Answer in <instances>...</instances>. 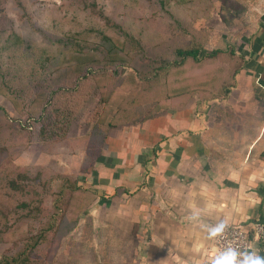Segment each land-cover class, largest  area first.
Instances as JSON below:
<instances>
[{"label":"rangeland","instance_id":"rangeland-1","mask_svg":"<svg viewBox=\"0 0 264 264\" xmlns=\"http://www.w3.org/2000/svg\"><path fill=\"white\" fill-rule=\"evenodd\" d=\"M219 9L218 0H0V264H110L131 245L121 243L130 212L99 185L110 118L127 97L186 85L196 91L184 98L187 118L213 130ZM196 47L197 59L177 54ZM102 87L112 109L98 126Z\"/></svg>","mask_w":264,"mask_h":264},{"label":"crops","instance_id":"crops-1","mask_svg":"<svg viewBox=\"0 0 264 264\" xmlns=\"http://www.w3.org/2000/svg\"><path fill=\"white\" fill-rule=\"evenodd\" d=\"M244 2L235 28L217 11L214 51H233L239 69L228 95L214 97L212 136L187 118L192 105L108 133L99 185L131 217L121 240L131 245L112 264H202L215 239L205 226L264 221V0Z\"/></svg>","mask_w":264,"mask_h":264},{"label":"trees","instance_id":"trees-1","mask_svg":"<svg viewBox=\"0 0 264 264\" xmlns=\"http://www.w3.org/2000/svg\"><path fill=\"white\" fill-rule=\"evenodd\" d=\"M220 2V17L222 18V21L230 28H235L237 26H240L243 21V15L244 12L247 10V6L245 5V0H218ZM118 52L120 51L119 46ZM110 50L113 49V47L109 48ZM234 52L227 53L222 49H219L217 51H214V97H225L228 95L230 87L233 86L236 82V72L239 69V65H237V62L234 60V57L232 56ZM92 56V58L95 56L93 53L88 52ZM118 55V53H116ZM177 54L182 58L186 59L188 57H192L194 59H197L200 54V49L198 47L194 49H178ZM106 63H113L116 62L112 59L107 58V60H99V59H91L87 62H92V64H99L101 62ZM119 62V61H118ZM233 63H235V66H233ZM83 63H80L79 67H82ZM237 65V66H236ZM108 77H112V75H104ZM115 77V75H113ZM146 79V78H144ZM153 80V79H152ZM178 90V89H177ZM102 99L106 101V104L100 108V115L96 119V124L98 126L105 124L107 121V116L110 114V110L112 109L110 106V103H107L109 100L111 94H112V88L110 90L102 87ZM195 93L196 91H192ZM192 92H187L186 85L180 87L178 91H173L169 89L168 93H166V96L154 95L152 92L147 93V95L144 96H132L131 98L127 97L123 99L122 103L119 104L118 107H116V111L113 113L112 117L109 121V127L111 126H119V125H134L137 122H140L142 120H146L148 118L154 117L157 114L170 109L171 103L170 99H181V107H184V98L188 99L190 98V95H192ZM141 93V92H138ZM205 96L204 94H202ZM76 95H74L73 102L74 104L78 105L80 103V100L75 98ZM80 97V95H78ZM165 97L166 99H164ZM205 99V98H204ZM173 108V107H172ZM126 117L129 120H126ZM12 261H15L12 259L10 262L7 261L5 264H12ZM91 264H109V263H91ZM111 264V263H110Z\"/></svg>","mask_w":264,"mask_h":264},{"label":"built area","instance_id":"built-area-1","mask_svg":"<svg viewBox=\"0 0 264 264\" xmlns=\"http://www.w3.org/2000/svg\"><path fill=\"white\" fill-rule=\"evenodd\" d=\"M228 247L241 250L255 248L264 256V221L257 218L246 223L226 222L224 230L215 237L213 247L202 264H211L217 254Z\"/></svg>","mask_w":264,"mask_h":264},{"label":"clouds","instance_id":"clouds-1","mask_svg":"<svg viewBox=\"0 0 264 264\" xmlns=\"http://www.w3.org/2000/svg\"><path fill=\"white\" fill-rule=\"evenodd\" d=\"M199 212H193L190 217L191 220L197 221ZM209 238H214L219 235L226 227V222L221 220L214 226H205ZM211 264H264V256L259 255L258 250L255 248L241 250L236 247H228L219 252L213 258Z\"/></svg>","mask_w":264,"mask_h":264}]
</instances>
